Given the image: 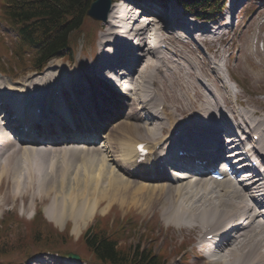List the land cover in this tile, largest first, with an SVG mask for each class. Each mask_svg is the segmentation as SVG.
<instances>
[{
  "label": "bare ground",
  "instance_id": "obj_1",
  "mask_svg": "<svg viewBox=\"0 0 264 264\" xmlns=\"http://www.w3.org/2000/svg\"><path fill=\"white\" fill-rule=\"evenodd\" d=\"M234 1L233 9L242 5L245 0ZM127 2L131 0L114 1L102 23L99 35L101 40L99 38L94 57L97 60L95 62L92 59L95 63L90 66L100 74L95 75L91 71L87 73L84 64L89 63L83 61L78 63L80 67L77 64L73 68L61 65L57 70H48L40 76L29 75L26 83L22 84L25 94L21 97V105L12 101V98L18 99L17 86L3 88L0 82V188L2 178L11 179L8 188L2 191L0 206L13 199L12 193H33L31 198L34 200L39 192L47 194L55 189L60 194L55 195L60 196V201L57 198L52 200L46 217L60 227L63 217L86 221L102 200H107L110 204L116 202L121 206L139 204L140 207L143 203L145 210L158 209L167 224L185 228L200 224L196 228H201V231L204 225L212 224L210 232L214 234L213 238L205 242L202 234L196 241L205 264H259V261L264 264V193L261 192L264 181L260 178L253 179L248 172L241 174L238 171L243 167L239 169L235 165L232 152L233 149L244 146V143L234 139V135H224L230 132L229 121H232L236 129H250L259 137L256 147L242 149L252 150L263 159V122L260 120L254 126L252 115L247 116L242 112L232 116L231 112L224 109L222 112L225 113L219 111L217 118L215 117L212 106L220 105V100L214 94V81L209 77L217 80L215 74L221 67L227 70V61L217 63L204 76L201 74L202 67L198 70L190 60L173 50L169 41H166L164 50L160 49V45L165 43L163 40L170 36L176 37L179 42L178 35L180 38L187 35L192 43L199 39L209 42L212 40L209 36L211 32L213 39L221 42L228 35L232 23H229L230 18L226 20L229 10L219 20L211 21L215 24L213 29L208 24L196 25L188 19H183L186 27H180V15L176 17L178 11L171 9L169 5L167 10L170 14L164 24V32L160 28L159 32L153 33L149 25L140 21L133 13ZM258 12L260 10L247 25L252 26ZM153 21L157 22L155 18ZM233 28L235 27L232 26ZM193 35L194 40L191 39ZM252 46L253 43L247 45L249 55L246 58L253 53L259 57L258 50L252 49ZM132 56L133 60L126 63ZM174 56L180 62L176 63ZM241 56L243 57V49ZM154 57H163L158 60L162 66L152 61ZM142 62L145 64L135 69ZM253 64L260 67L264 65V59L259 57V61ZM168 65L172 69L166 70ZM155 66L156 69L151 70L153 72L146 74ZM121 68L124 70L120 71ZM176 70L180 71L181 77L178 83H190L192 88L212 96H206L207 104L200 110V118L204 114V119L197 117L199 108L194 105L196 99L188 92L189 88L185 91L172 85L174 77L178 76ZM140 74L141 80L136 83L137 78L134 76L139 77ZM150 80L151 85H148ZM164 83L166 91H176L179 103H168L170 98L162 100ZM7 88L10 90H5ZM216 94L219 95L218 91ZM136 95L141 97L140 101ZM161 103V112L158 113ZM169 108L171 112L167 113ZM37 109L40 113L36 112ZM14 111L23 113L19 121L23 120L29 126V131L25 134L14 132L20 129L21 124L10 128V117ZM159 114H162V120H157ZM192 117L195 119H190ZM56 119V124H51ZM41 128L48 129L49 133L45 134ZM84 129L93 133L100 132L95 145L88 136H78ZM63 131L66 134L62 135ZM163 132L166 134L163 135ZM39 138L42 142L37 141ZM100 138L105 139L106 145H100ZM45 140H50V143L43 145L44 147L37 144L45 143ZM139 142L147 143L154 155L153 164L151 158L148 159L147 166L132 164L134 148ZM183 142H187L185 148H182ZM172 146L175 151L170 154L171 157L186 166L194 165V158L206 160L207 165H215L221 161V166L226 165L225 170L244 176L241 182L229 176L216 182L205 179L204 175L198 177L196 174L199 171L190 170L188 177L182 174L184 168L180 169L181 172H169L166 166L174 162L169 163L167 160L164 163L160 161V157L167 155ZM54 147L60 148L57 150ZM51 149H56V154L55 150L52 154ZM177 149L185 153L179 155ZM59 154H62V160L59 159ZM23 164L28 168L21 174ZM202 165L204 164H197ZM25 179L27 183L23 185L22 181ZM219 186L222 187L218 188ZM61 216L63 217L60 218ZM43 261L32 264H43ZM63 261L64 263L59 264H80L70 258Z\"/></svg>",
  "mask_w": 264,
  "mask_h": 264
},
{
  "label": "rangeland",
  "instance_id": "obj_2",
  "mask_svg": "<svg viewBox=\"0 0 264 264\" xmlns=\"http://www.w3.org/2000/svg\"><path fill=\"white\" fill-rule=\"evenodd\" d=\"M239 1H241V0H239ZM258 10H260V12H258V14H257L256 21H254L252 26L250 27L249 24L247 25V23L249 21L251 23L252 19L255 18ZM178 15H179V12L177 13L176 17H178ZM221 18H222V16H221ZM229 18L231 21L234 22V25H236L235 28L232 29L233 36L230 39V43L227 44V42H226L227 37H228V35H227L224 39L221 40V42H218L219 39L216 41L209 40V42L208 41L204 42L206 44H209V46L213 50L208 49L207 46L205 47L204 45H202L196 41L193 42V44L187 46V50H185V48H186L185 46H182L184 44H176L175 45L171 42L172 49L175 50L176 46H182L183 51H181V54H184L185 56L186 55L189 56V54H196V55L200 54L199 51L195 52L194 50H196L197 47L204 49L203 48V46H204L205 49L207 50V52L204 53V51H203V53H204L203 55L205 56V58L203 59L204 64H203V66H200V67H202V73L201 74H203L204 76H206L208 71L215 68L217 63L220 64L222 61H227V66H228L227 70H226L227 72L225 71V69H223L225 67H221V69L218 70L219 72L217 74H215L217 80L212 78L211 76L209 77L211 80L214 81V86H215V90H216V92L214 94L218 97L217 100H220V105H218L217 107L212 106V109L215 113L216 118H217L216 114L219 113V111L222 112L223 109L227 110L228 112H231L232 116H236L239 113L241 114L243 112L241 107L245 106V108H247L249 110V112H251L250 115H252V117L255 115H258L259 116L258 118H260L262 120V122L264 123V73H263L264 72V67H263L264 65H262V66L260 65V67H259V65L253 64L255 61H259V57L264 59V43H263L264 42L263 41V39H264V1L254 2L253 0H245L242 5H238L235 9H233L230 12ZM99 23L101 26H100V29L98 31V36L100 35V33L102 31V27H103L102 26L103 22H99ZM183 27H186V25H183ZM93 28H94V25L92 23L84 22V24L82 26V32H83V37H84V48L82 50H80V48L76 49V51L72 54V56L70 54L72 59L65 57V58L69 59L70 61H65L64 58L53 59L47 63L46 67L43 68L44 69L43 71L35 73V72H33V69L30 66H26V67L21 66L22 68H18L16 66L14 60L12 58H10V55H11L10 50L12 48L13 41L15 40V34L13 31L5 28L4 25L0 24V57H2V60L6 63V69H5L6 72L0 73V79H1L0 82L2 83L3 88L17 86L16 94L18 95V99L12 98V101H14L17 105H21V103H22L21 97L23 94H25V90L22 88L23 87L22 84L26 83V79H28L27 77L29 75L40 76V74H42L48 70H52V71L57 70L58 67L61 65L73 68L75 66V64H77V67H80V64L78 65V63L85 61V62L89 63V64H84L85 62L83 63L85 65L84 70L87 73H89L91 71L92 73L94 72L95 75L100 74V73H97L98 70H92L93 68L90 67L97 60L96 58H95L96 60L94 59L95 54H96V47L94 48V46H91L92 45V41H91L92 36L91 35H92ZM229 32L230 31L228 30L227 34ZM154 33H156V32L154 31ZM255 33H260V34L256 35ZM98 36H97V46H98L99 38L101 40V36H99V37ZM179 36L180 35H178V37ZM162 37L165 38V36H162ZM175 39H176V37L170 36V38L167 40H170V41L172 40L173 42H176ZM176 40L178 42V39H176ZM164 41H165V39L163 40V42ZM225 42H226V45H228V46H225ZM250 43H253L252 49L258 50V52H259L258 56L259 57H257L255 55V53H253V55H250V57L246 58V56L249 55L247 50H246V47ZM79 44L80 45L82 44L81 41H79ZM99 46H100V43H99ZM4 48L7 49V52H6V50H4ZM258 48L260 49L261 52L259 51ZM216 49L218 50L217 54H216ZM242 49H243V57L241 56L242 55ZM26 53L28 54L29 51H27ZM166 57L168 59H170L168 56H166ZM133 58H134V56H132V58L127 60L126 63L130 62V60H133ZM161 58H163V57H159V59L158 58L156 59L154 57L152 59V61L155 64L162 66V64H160L158 61V60H161ZM212 58L214 59V62H213ZM92 59H94L95 62H93L94 60L92 61ZM250 59H251V61H249ZM90 61H92L93 63ZM24 62H26V61H24ZM0 63H1V59H0ZM99 63H100V61H98V64ZM123 64H125V63H123ZM142 64L144 65L145 63L142 62L141 65L136 67L135 69H139L142 66ZM3 66L5 67V64ZM200 67L198 66L197 69L199 70ZM261 67H262V69H261ZM152 68L148 72H146V74L149 75L151 72H153L151 70L156 69V66L153 69ZM206 68L208 70H206ZM167 69L168 70L172 69V66L168 65L166 70ZM119 70L122 71L124 69L121 68ZM175 73L178 76L174 77L172 85H175V88H177V89H182L185 91H187L189 88L188 92H190L192 94V96L195 97L196 103H198V104L194 103V105H197V107L199 108L197 117L200 118V110L203 106H205L207 104L206 96H209V95L204 94L202 92V90H200V91L196 90L195 87L192 88L191 87L192 85L190 83L185 84L183 81H182V83H178V79L181 78L180 77V71L176 70ZM186 74H190V73L186 72ZM140 76H142V74H140L139 77H137V75L134 76V78H137L136 83H137V81L139 83V81L141 80ZM223 76L225 77L227 82ZM234 76H236V78ZM165 79L167 80L168 78L166 77ZM204 79L206 81V78H204ZM151 80L148 83V85H151V82H152ZM191 80H193L192 77H191ZM236 80L238 82H241V83H238ZM159 81H161V79H159ZM228 84L230 85V87H232V89L234 91L237 92L236 93L237 97H235V100H234V96L232 94L230 95V93H229V92L232 93V90L229 88ZM164 85H165V83H164ZM78 87L79 86H77V88ZM5 90L9 91L10 88H7ZM145 90H147V86H146ZM145 90H143V91L146 92ZM217 91H218L219 95L216 94ZM4 92H6V91H4ZM222 93H223V95H222ZM53 95H54V92H53ZM134 95H135V93H134ZM162 95H163L162 100H164V101H166L165 98H170V100L167 101L168 103H171V102L172 103H179L180 102V99H179L176 91H172V89L170 92L166 91V85H165V91L162 92ZM209 97L212 98V96H209ZM136 98L139 101L141 100V97L139 98L138 95H136ZM188 99L191 100V97L188 96ZM221 99H222V102H221ZM216 103H215V105H216ZM221 103H222V105H221ZM27 104H28V102L26 103V105ZM238 104H240V106ZM166 112L167 113L171 112V109L170 108L167 109ZM143 113L144 112L142 111V114ZM178 113L179 112H177V115L180 117L181 115ZM222 113H225V112H222ZM244 114H245V112H244ZM204 118H205V116H204V114H202V117L200 119H204ZM43 119H46V117H44ZM190 119H195V118L192 117ZM56 121H57V119L54 122H52L51 124H53V123L56 124ZM218 122L220 124L219 120H218ZM76 124H79V123H76ZM257 128L259 129L260 127L258 126ZM41 131L42 132L48 131V133H49V130L46 128H42ZM51 134H52V132H51ZM64 134H66V133L63 131L62 135H64ZM103 134H104V132H102V135ZM162 134L165 135L166 132H163ZM100 139L102 140L103 138H100ZM101 140H99V142H101L100 145L105 144L104 143L105 139H103L102 141ZM37 141H41L40 138ZM47 143L49 144L50 140H45V143L38 142L37 144H40V145H42L41 147H44L43 145H45ZM49 146H51V145H49ZM63 147H65V146H61V148H63ZM54 148H56L58 150V148H60V147H58V148L54 147ZM56 149H51L50 152H52V154H53V151L55 150V154H56V151H57ZM46 151L48 154L49 149ZM80 158L81 157H79V159ZM59 159L62 160V154H59ZM27 168L28 167H26V165L23 164L21 166V169H20L21 174L25 173ZM20 176H19V179H20ZM10 180L11 179H9L8 177L2 178L1 188H0V197L3 196L2 191L4 189L8 188V183L9 184L11 183ZM22 183H23V185H26V183H27L26 179L24 181H22ZM34 184H36V183H34ZM221 187L219 186L218 188H221ZM197 188H198V186H197ZM66 190L67 189L65 188L64 191H66ZM261 192H263V189L261 190ZM32 194L33 193H24V192L12 193L11 195L13 196V199L8 201V203H6L5 205L0 206V218L2 216L3 217H12V220L10 223V226L12 228V230H11L12 232L16 233L17 231H19V229H23L24 224H26L30 220L29 215L31 214V212L37 211L38 215L42 214V217H41L43 220L42 221V224H43L42 228L44 229V231H47V228L54 230L52 228L53 226H55L58 231H61L64 224L68 223V224H70V227H71L70 231H68V232H69V234H71L73 236L74 239H76L80 233L84 232V230H86V228L88 226L93 224L94 219H95L94 216L96 214H105L106 212L109 211V207L112 206L111 212L114 213L115 218L117 216H119L121 218L122 216H125L127 214L128 217H126L123 221H124V223L129 221L128 224L130 223V225H131V227H126L127 231L130 232L128 235L129 237L125 236L126 240H124L122 238L119 241L121 244L123 243L126 245H132V246H134L135 244H140L143 248H145L149 245V246H154L155 251H157L158 247H161L163 244L168 243L171 246V244L175 243L174 245H177V249H178V245H179L180 241H182V243L179 246L180 248L183 246H188L187 244H189L191 242V245L189 247L191 248L192 252H190V254H189V249H187V251H186L187 255H184L183 259L185 257H188L189 258L188 264H205V262L203 261V256H201L202 253L200 251H198L200 246H198V243L196 242L198 240L197 237L199 238V236H200V235H198L199 231L201 230V228H196V227H200V224H197L193 228H189V226H187V228L182 227V226L177 227L171 223L170 224L165 223L164 217L161 215V213L158 209L153 208L152 211H149L150 208H148L147 210L143 209V206H144L143 203L140 207L138 206L139 204L138 205L129 204V205L121 206L119 203H116V202L110 204L107 202V200H102L101 202H99L97 204L98 206H95V208L96 207L97 208L96 209L94 208L95 211L93 209L94 213L92 212L91 216L89 217V219H86V221L81 222L78 220L71 219L69 217L61 216L60 218H62V217L63 218L60 221V227H58L55 225V223L53 221L49 220L46 217V211L51 207L50 205H51L52 200L54 198H57V200L60 201V196H55V195H60V194L58 192H56L55 189H52L47 194L45 192H42V193L39 192V194L36 196V199H34V200L31 198ZM39 211H41V213ZM113 213H112V216H114ZM223 223H225V222H223ZM127 225H123V226H127ZM215 227H216V225H215ZM152 228H154V229H152ZM55 230H54V232L57 231V230L56 231ZM148 243H152V244H148ZM28 248L29 247L27 246L26 249H23V251H21L19 253H15V255L13 256L17 260H20L18 258H22V261L20 263H16L17 260L14 261V259H11V260L6 261V263L2 262L1 264H25V261H27V264H28L30 262H34V261L40 260V259L44 260V263H47V264H59V262H61L65 259V257H63V256H58L56 254L47 253V254L39 257V258L35 257V258H32L31 260H28L29 258L27 260H25V259H23V257L25 256V252L28 250ZM57 248H59L61 250V252H63V250H67V249H73L74 251L78 252L81 255V257L86 258L85 255L87 253L85 252L84 249L80 250V248H78V244L75 243L74 240L72 242H69V243L64 241ZM36 255H40V254L38 253V254H35V256ZM3 257H8V256H3ZM0 258H2V257H0ZM66 258H67V256H66ZM3 260H5V259H3ZM176 261H177L176 258L172 257L169 260H167L166 264H175ZM80 264H84V263L82 261H80ZM85 264H87V263H85ZM259 264H261V261H259Z\"/></svg>",
  "mask_w": 264,
  "mask_h": 264
},
{
  "label": "trees",
  "instance_id": "obj_3",
  "mask_svg": "<svg viewBox=\"0 0 264 264\" xmlns=\"http://www.w3.org/2000/svg\"><path fill=\"white\" fill-rule=\"evenodd\" d=\"M90 1L2 0L0 23L15 32L17 37L10 50V58L16 66L40 70L50 59L68 55L71 43L82 34L85 20L91 21L85 16ZM180 2L197 15H213L223 4V0ZM11 220L12 217H4L0 222V257L12 256L27 246L25 257L38 250H60L57 247L64 241L71 242L67 232L59 234L54 228L56 232L50 228L44 231L40 218L24 224V228L16 233L11 231ZM123 236L120 225L115 223L110 227L108 218L98 217L94 225L80 236L77 244L87 253L86 259L97 264H165L166 251L155 254L151 247L144 250L140 245L119 244ZM6 261L8 259L0 261V264Z\"/></svg>",
  "mask_w": 264,
  "mask_h": 264
},
{
  "label": "water",
  "instance_id": "obj_4",
  "mask_svg": "<svg viewBox=\"0 0 264 264\" xmlns=\"http://www.w3.org/2000/svg\"><path fill=\"white\" fill-rule=\"evenodd\" d=\"M109 6L110 0H94L87 9L86 14L94 20H104Z\"/></svg>",
  "mask_w": 264,
  "mask_h": 264
}]
</instances>
